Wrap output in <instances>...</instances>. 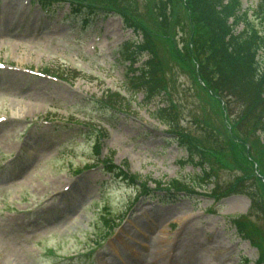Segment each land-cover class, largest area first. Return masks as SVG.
<instances>
[{"label":"rangeland","instance_id":"rangeland-1","mask_svg":"<svg viewBox=\"0 0 264 264\" xmlns=\"http://www.w3.org/2000/svg\"><path fill=\"white\" fill-rule=\"evenodd\" d=\"M123 1L147 30L174 39L152 40L165 95L147 101L137 92L123 103L129 114L111 127L97 100L126 94L132 68L117 58L118 47L127 39L146 43L144 33L117 14L83 29L68 20L69 5L47 13L32 0H0V62L8 64L0 69V264H264V148L251 149L260 167L237 165L249 151L228 134L221 105L196 77L187 55L190 21L171 4L182 1ZM241 1L247 10L259 2ZM250 24L263 25L259 17ZM144 53L142 62L151 56ZM225 96L240 117L244 103ZM169 105L179 115L170 120L198 145L197 161L181 163L188 154L153 114ZM261 137L250 134L246 142ZM107 164L120 167L123 178ZM239 177L261 197L257 208L250 210L245 194L226 195ZM175 181L199 194L182 191L165 202L145 196Z\"/></svg>","mask_w":264,"mask_h":264},{"label":"trees","instance_id":"trees-1","mask_svg":"<svg viewBox=\"0 0 264 264\" xmlns=\"http://www.w3.org/2000/svg\"><path fill=\"white\" fill-rule=\"evenodd\" d=\"M181 1L180 4L171 3L173 11L179 16L183 13L186 23L195 17L198 25L195 46L188 47L187 55L198 62L200 70L197 71L195 67V71L205 84L201 87L209 98L216 100L221 105L224 102L225 107L231 106L232 103L224 101L223 95L226 93H230L231 97H234L233 100L236 102L234 104H238L240 101L244 103L243 113L239 118L237 117V121L235 118L230 124L233 128L236 125L244 124L247 119H251L253 123L249 130H261L264 133V69L258 67V61H256V56L261 54L264 60V38H261L254 29H248L244 34L236 33L235 28L241 23L240 21L247 20L246 11L242 10L240 0H232L229 5H224L223 0ZM39 2L44 7H50L59 2H68L73 7V15L76 14V17L84 16L85 24L90 26L94 24V20L108 12L119 13L124 17L126 23L132 20L142 30L146 37L145 49L151 52L154 38H163L170 42H173L174 39L171 33H153L147 30L135 17L134 12L129 8V4L123 0H39ZM234 4L238 6V11L234 10ZM104 6L107 7L104 8ZM257 9L264 19V0H261ZM230 18L235 19L234 24L229 23ZM191 25L193 26L192 22ZM261 50L262 53L260 54L259 51ZM139 51V47L132 49V44L127 42L121 47L119 54L122 59L130 61L134 65L138 61ZM152 53L154 54V52ZM177 55L180 56V53L177 52ZM142 67L131 78L132 85L137 90L145 91L149 97L164 94L166 92V78L161 75L162 68L155 55ZM210 67L211 71L209 70ZM119 95L118 93L110 94V101L123 106L126 100ZM124 105L126 106V104ZM226 110L228 114L230 113L229 107L222 109L223 117L226 116ZM161 112L163 113L161 115L162 121L171 127L172 133L177 135L181 145H186L189 152L193 150L192 148L198 147L192 141L191 134L180 128V124L175 125L173 122V120L179 121V115L174 108L169 107L168 111L163 109ZM248 113L250 114L248 115ZM209 132L212 131H208L207 134ZM226 132L228 133L227 130ZM235 136L240 140L237 135ZM241 143L247 148L244 142ZM244 161L247 164H241L237 161L236 163L243 167H249V164L252 163L247 157ZM253 198L258 204L260 199L255 193Z\"/></svg>","mask_w":264,"mask_h":264},{"label":"bare ground","instance_id":"bare-ground-1","mask_svg":"<svg viewBox=\"0 0 264 264\" xmlns=\"http://www.w3.org/2000/svg\"><path fill=\"white\" fill-rule=\"evenodd\" d=\"M13 21H14V20H13ZM13 21H12V22H13ZM4 27H5V26H4ZM8 28H9V27H8ZM10 29H11V27H10ZM16 59H17V57H16ZM19 61H23V60L19 59Z\"/></svg>","mask_w":264,"mask_h":264}]
</instances>
